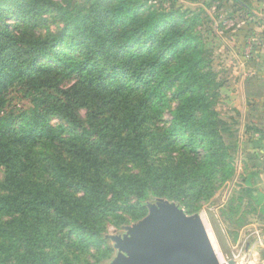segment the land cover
Masks as SVG:
<instances>
[{"label":"trees","instance_id":"1","mask_svg":"<svg viewBox=\"0 0 264 264\" xmlns=\"http://www.w3.org/2000/svg\"><path fill=\"white\" fill-rule=\"evenodd\" d=\"M1 1L0 264H52L59 254L73 262L76 243L102 253L106 218L143 215L147 193L197 210L232 176L238 130L214 107L203 48L179 53L192 38L171 12L139 5L133 24L131 7L112 8L113 0L88 11L68 0L58 33L30 37L22 26L29 9ZM179 54L180 67L169 68ZM16 92L28 104L13 110ZM175 100L167 125L148 122L154 104L163 112ZM85 106L93 107L86 120Z\"/></svg>","mask_w":264,"mask_h":264},{"label":"rangeland","instance_id":"2","mask_svg":"<svg viewBox=\"0 0 264 264\" xmlns=\"http://www.w3.org/2000/svg\"><path fill=\"white\" fill-rule=\"evenodd\" d=\"M3 1L8 8L13 6L15 9L18 7L29 9L30 16L22 26L27 29L24 30V36L30 35V37L58 33L63 26L60 8L68 2V0ZM70 1L88 11L98 5L95 1L102 0ZM243 1L252 7L250 0ZM109 3L112 8L123 5L124 8L131 7L125 15L127 19L134 20L133 24L139 23V20H135L139 19L138 16L130 18L137 14L134 8L139 5H141L139 12L149 13L147 9L150 8V10L173 14L180 30L184 29L183 34L192 38V46L179 53L186 54L188 50L187 56L192 57L198 46L204 50L203 53L200 51L203 60L200 67L204 72H212V81L209 85L211 93H216L214 107L234 129L238 130L239 149L233 156L232 176L219 184L214 194L203 202L199 209L190 210L182 200L149 192L140 200L145 207V211H141L143 215L135 218L130 213L122 212L124 219L118 216L106 218L102 237L107 241L101 247L102 253L93 247L89 249L87 245L79 247L76 243L78 248L76 251L79 255L77 259L71 262L64 255L59 254L52 264H124L131 259L130 252L133 251L128 243L133 240L140 242V232L152 227L155 220L164 221L169 218L164 208L173 210L189 225L192 220L202 218L199 221H203L210 243L220 254L222 261L227 262L237 258L238 264H264V207L256 205V192L252 191L254 178L250 175L251 164L254 162V153L251 151L253 140L250 134L259 128L258 124L264 126V22L259 20L264 10H256L253 16L251 9L235 0H113ZM131 10L134 11L128 15ZM11 16L13 18L6 21L14 24L17 20L16 14L13 12ZM136 26L134 25L133 28ZM134 49L136 50V47ZM180 54L171 56L169 68L180 67V60L184 56ZM74 82L67 80L66 87ZM167 92L171 95V91ZM15 94V98L11 101V109H20L22 105L28 104V98H24L23 94L20 92ZM177 105L178 102L175 100L163 112H159L161 105L154 104L152 108L157 113V117L150 118L148 122H157L158 127H164L171 120ZM87 112L92 116L93 107L80 108L79 114L84 120L88 118ZM160 118H162L161 123L158 122ZM61 122L58 117L50 121L57 128L62 125L64 136L73 135L74 131L69 129V125ZM86 127L87 129L91 127L88 122ZM85 135L89 136V133L86 132ZM173 152L178 154L177 151ZM3 178L4 169L0 167V181H3ZM219 212L224 219L219 218L217 223H212L211 215ZM220 230H224L226 235L223 240L226 246L219 239ZM258 254L259 260L256 261Z\"/></svg>","mask_w":264,"mask_h":264},{"label":"water","instance_id":"3","mask_svg":"<svg viewBox=\"0 0 264 264\" xmlns=\"http://www.w3.org/2000/svg\"><path fill=\"white\" fill-rule=\"evenodd\" d=\"M168 219L155 220L152 227L140 232V242L130 241V258L124 264H237L219 259L201 221L189 225L171 209ZM149 222H147L148 224Z\"/></svg>","mask_w":264,"mask_h":264},{"label":"crops","instance_id":"4","mask_svg":"<svg viewBox=\"0 0 264 264\" xmlns=\"http://www.w3.org/2000/svg\"><path fill=\"white\" fill-rule=\"evenodd\" d=\"M250 2L252 3V7L248 6L247 2H244V1L242 2V0H240L238 3L242 4L246 8L251 9L253 11L252 12L253 16H254V13L256 12V10H258V9L264 10V0H250ZM249 9H247V10H249ZM260 15H261L260 16L261 19L258 17L259 20L264 22V13H261ZM258 125H259V128H257L256 131H253V133L250 134L252 136V140H253L252 145H251V151L254 153V162L251 164L252 174H250V175H251V178H254L252 191L256 192L255 202L258 203V204L256 203V205L258 207H260V205H262L264 207V136H263L264 126H262L261 124H258ZM219 218L221 220L224 219L222 217V215L220 214V212L218 214L217 213L212 214L211 215L212 223H217ZM201 219L202 218H200V220ZM205 231L207 232L206 229H205ZM218 233H219V239L221 240L222 244H224L223 240H224V237L226 236L224 233V230H220V231H218ZM224 246H226V245L224 244ZM256 246H258V245H256ZM255 251H256V249H255ZM256 252H258V250ZM215 253L217 254L216 250H215ZM252 256H253V254H252ZM257 259L259 260V254L256 257V261H258Z\"/></svg>","mask_w":264,"mask_h":264},{"label":"bare ground","instance_id":"5","mask_svg":"<svg viewBox=\"0 0 264 264\" xmlns=\"http://www.w3.org/2000/svg\"><path fill=\"white\" fill-rule=\"evenodd\" d=\"M217 254H218V256H219V259H220V260H222V258H221V256H220V254H219L218 252H217Z\"/></svg>","mask_w":264,"mask_h":264},{"label":"built area","instance_id":"6","mask_svg":"<svg viewBox=\"0 0 264 264\" xmlns=\"http://www.w3.org/2000/svg\"><path fill=\"white\" fill-rule=\"evenodd\" d=\"M237 259V258H236ZM238 264V263H237Z\"/></svg>","mask_w":264,"mask_h":264}]
</instances>
